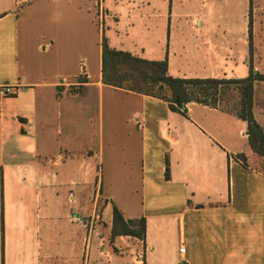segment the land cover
<instances>
[{"label":"crops","instance_id":"1","mask_svg":"<svg viewBox=\"0 0 264 264\" xmlns=\"http://www.w3.org/2000/svg\"><path fill=\"white\" fill-rule=\"evenodd\" d=\"M34 21L55 24L54 72L22 61ZM102 38L174 77L243 79L264 74V0H0V85L17 87L0 98V264H264V158L237 92L182 114L106 85ZM251 110L264 130V79ZM113 206L143 239L111 238Z\"/></svg>","mask_w":264,"mask_h":264},{"label":"trees","instance_id":"2","mask_svg":"<svg viewBox=\"0 0 264 264\" xmlns=\"http://www.w3.org/2000/svg\"><path fill=\"white\" fill-rule=\"evenodd\" d=\"M101 72L104 84L166 100L171 110L182 114L186 113V105L191 102L216 105L230 94L229 90H235L240 105L237 115L247 123L250 148L264 158V130L254 119L251 110L253 81L264 79V74L250 72L243 79L174 77L168 73L166 58L147 60L115 50L108 46L105 38H102ZM167 171L168 167L166 178ZM144 234V218L125 220L121 212L115 206L112 207L111 238L132 235L143 239Z\"/></svg>","mask_w":264,"mask_h":264},{"label":"rangeland","instance_id":"3","mask_svg":"<svg viewBox=\"0 0 264 264\" xmlns=\"http://www.w3.org/2000/svg\"><path fill=\"white\" fill-rule=\"evenodd\" d=\"M33 25L38 26L37 31L34 34V37L30 40V47L28 52H26V59L22 55V61L25 60L27 63H32V66L43 65L42 67L46 68L47 71H55L56 67V57L53 49V36L55 32V24L53 22L41 21V22H32ZM28 51V50H27ZM29 61V62H28ZM68 81L72 79L67 78ZM100 168L102 171V185L103 190L109 187L108 179V154L107 150L103 151V156L101 157ZM137 176H134L132 187L135 189L138 184ZM135 197V193H134Z\"/></svg>","mask_w":264,"mask_h":264},{"label":"built area","instance_id":"4","mask_svg":"<svg viewBox=\"0 0 264 264\" xmlns=\"http://www.w3.org/2000/svg\"><path fill=\"white\" fill-rule=\"evenodd\" d=\"M17 91V87L15 85L11 84H2L0 85V98L6 97V96H11L15 94ZM182 251V249H181ZM87 264V263H84Z\"/></svg>","mask_w":264,"mask_h":264}]
</instances>
